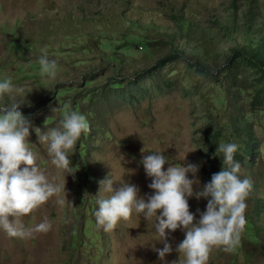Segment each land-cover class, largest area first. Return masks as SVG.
<instances>
[{
    "label": "rangeland",
    "instance_id": "1",
    "mask_svg": "<svg viewBox=\"0 0 264 264\" xmlns=\"http://www.w3.org/2000/svg\"><path fill=\"white\" fill-rule=\"evenodd\" d=\"M132 1L133 6L126 12L122 5L123 0H0V79L11 77L15 86L24 89V95L17 99L24 102L20 110L25 111L23 115L32 124L28 140L36 154L37 164L46 171L52 182H66L64 206H60L57 203L58 197L54 196L34 213L21 217L26 228L33 227L47 218L52 223L50 231L21 240L9 237L0 229V264H163L154 250L163 248V242L160 241L152 222H147L142 216L133 213L129 221L121 220L112 232H105L92 224L94 213L98 209L97 200L111 195L103 188L100 189V181L109 176L114 181V188L120 187L123 182L135 184L140 189V195L146 198L153 194L154 190L148 187L151 178L147 177L140 161L144 154L159 151L163 152L170 165L192 163L199 166L195 177L192 173L188 174L190 179L198 178L200 181L199 187L194 185V188L199 190L207 183L203 166L211 159L200 155L195 140V137L199 136L197 128L200 122L197 121L190 100L178 91L152 95L137 105H123L115 113L108 115L104 135L98 137L97 143L92 146L88 141L92 156L85 154L84 159L79 156L75 158L76 149L75 153L69 156L74 174L59 172L50 163L47 145L39 143L35 129L46 132L58 126L62 118L58 112L60 106L56 104L54 120L48 124H40L41 120L46 119L45 114L51 111L49 99L57 83L79 81L83 73L88 71H94L96 74L101 72L102 61L99 55L96 51L88 49L87 37L81 36L82 32L90 29L88 22H82L88 13L99 8L124 10L123 13L140 19L146 26H151L154 33H162L165 38L168 37L167 34L176 31L174 24L154 11L159 8L160 1L173 0ZM191 2H194L198 10H206L212 6L224 8L221 6L224 0ZM201 19L205 26L214 28L212 16H202ZM70 26L74 29H69ZM65 31L75 35L65 38ZM51 34L53 36H50ZM22 36L33 41V49H24L27 40L21 39ZM45 36L47 39H43ZM214 40L213 43L219 51L228 52L234 45L229 39L215 36ZM48 41L60 45L57 46V52H50L54 47L48 48ZM60 41L63 44H60ZM238 43H245L244 37H241ZM178 44L184 46L185 40L179 39ZM41 48H46L49 58L57 61L58 75L54 88L52 82L40 76L39 64H33L38 62ZM135 49L141 50L140 45H135ZM168 49L169 47H166L158 52L165 53ZM144 59L147 62L155 61L154 58L148 59L139 54L127 57V60L134 61L135 68L142 66ZM127 66L131 64L128 63ZM105 77L99 75L97 81ZM70 94L72 93L66 96ZM257 134L261 139V154L256 159L257 167L252 171L257 173V178L262 175L259 178L264 186V124L260 122L257 124ZM84 162L95 175L96 181L95 178L92 182L87 180ZM168 166L166 163L164 170H167ZM262 190L260 196L264 198V187ZM93 195L96 197L91 200ZM61 197H65V193H61ZM188 202L190 211L199 219L200 212L206 210L207 199L197 200L193 196ZM262 224L264 226V207ZM86 226L90 231L82 233V227ZM166 233L174 249L184 239L181 229L174 232L166 229ZM262 244V247L247 245L244 248L246 254L250 248H255L253 255L248 256L253 264H264V240ZM241 253H237L235 264L247 261ZM231 257H234L231 253L214 250L209 264H228ZM178 259L179 255L175 251L166 257L169 262Z\"/></svg>",
    "mask_w": 264,
    "mask_h": 264
},
{
    "label": "trees",
    "instance_id": "2",
    "mask_svg": "<svg viewBox=\"0 0 264 264\" xmlns=\"http://www.w3.org/2000/svg\"><path fill=\"white\" fill-rule=\"evenodd\" d=\"M122 5L127 12L133 1L123 0ZM221 6L224 8L212 6L198 10L191 0L160 1L159 8L154 11L176 28L167 38L162 33H154V29L140 19L123 13L124 10L99 8L88 13L82 22H88L90 29L81 36L87 37L88 49L99 55L101 72L88 71L79 81L58 82L49 99L51 111L40 124L54 120L56 104L62 116L68 110L83 114L91 131L82 134L75 158L84 159L85 154L92 156L88 141L92 146L104 135L108 115L123 105H137L152 95L178 91L190 100L200 122L199 136L195 140L200 155L211 159L203 166L207 183L214 173L222 170V157L215 153L216 147L221 142L239 146L234 159L241 164V178H249L253 188L246 200L247 224L241 237L243 241L231 253L234 257L228 264H235L239 252L247 258L243 264H253L248 256L253 255L255 248H250L247 254L244 248L247 245L262 247L264 240V198L260 196L264 186L259 178L262 175L257 178V173L252 171L261 154L257 124H264V0H224ZM202 16H212L213 29L204 25ZM69 29L74 28L70 26ZM63 35L70 38L75 34L65 31ZM215 36L232 40L234 45L228 52L219 51L213 43ZM241 37H244L243 44L238 43ZM21 39L27 40L24 49L34 48L29 38L22 36ZM179 39L185 40L184 46L178 44ZM135 45H140L141 50L135 49ZM50 46L54 47L50 51L53 53L60 45L49 43L48 48ZM166 47H169L167 52H158ZM133 54L155 61L144 59L142 66L135 68L134 61L127 60ZM128 63L131 66L128 67ZM99 75L106 77L97 81ZM69 93L72 94L66 96ZM83 167L87 180L92 182L95 175L86 162ZM94 197L96 195L91 200ZM92 224L97 225L96 218ZM81 230L87 233L90 228L86 226Z\"/></svg>",
    "mask_w": 264,
    "mask_h": 264
},
{
    "label": "clouds",
    "instance_id": "3",
    "mask_svg": "<svg viewBox=\"0 0 264 264\" xmlns=\"http://www.w3.org/2000/svg\"><path fill=\"white\" fill-rule=\"evenodd\" d=\"M40 53V76L52 82L54 88L57 61L49 58L46 48H41ZM23 95L24 89L15 86L11 77L0 79V229L9 237L21 240L37 233H47L52 228L47 218L26 228L21 217L34 213L54 196L58 197L60 206L66 203V182H52L37 164L36 154L29 145L32 124L20 111L24 102L17 99ZM37 129L39 143L47 145L50 163L59 172L74 174L69 156L75 153L82 134L91 131L86 117L68 110L63 113L58 126L46 132ZM238 148L236 143L229 142H221L216 147L215 153L222 157V170L214 173L210 182L199 190L194 188V185L199 187V179H190L188 175L192 173L195 177L198 165L183 163L173 166L163 152L144 154L140 163L147 177L151 178L148 187L154 190L153 194L145 198L140 195L138 186L129 182L114 188V181L106 177L100 181V189L111 195L96 202L97 227L112 232L121 220L129 221L133 213L142 216L152 222L163 242V248L154 249L163 264H209L214 250L234 253L247 224L246 200L253 188L249 178H241V164L234 159ZM141 152L144 153L142 149ZM241 152L245 156L244 148ZM166 163L169 166L164 170ZM61 193H65V197H61ZM193 196L197 200L207 199L206 210L200 212L197 209L199 219L190 211L188 200ZM166 229L184 232V239L175 249L167 239ZM173 251L178 253L179 259L169 262L166 257Z\"/></svg>",
    "mask_w": 264,
    "mask_h": 264
}]
</instances>
